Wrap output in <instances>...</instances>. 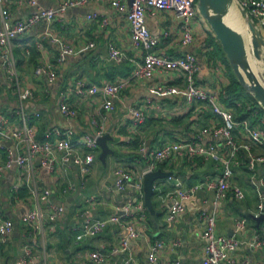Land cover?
I'll return each mask as SVG.
<instances>
[{"label": "crops", "instance_id": "obj_1", "mask_svg": "<svg viewBox=\"0 0 264 264\" xmlns=\"http://www.w3.org/2000/svg\"><path fill=\"white\" fill-rule=\"evenodd\" d=\"M59 1L37 0V3L49 7L56 6ZM0 8L8 9L9 18L13 21L27 16L36 7L19 5L17 0H0ZM94 10L105 16L107 22L103 23L100 19L87 20L86 14ZM146 24L150 32L159 37L158 44L153 48L155 53L171 56L186 51L194 53L199 65L196 82L215 90L221 104L231 108L227 104L228 97L225 94V88L231 83L230 70L224 53L220 50L215 52V44L206 42L210 30L203 18L193 21L195 40L188 46H182L178 42V24L172 10L148 13ZM43 28L42 23H37L31 30L17 35L12 40L21 82L33 87V97L24 98L19 102L17 89L5 74L0 59V111L12 125H20L22 107L28 115L29 124L36 126L37 137L41 139L47 130L54 127L70 126L76 131L75 137L92 132L93 118L105 121L106 130L115 123L111 131L113 139L108 140L112 152L107 154L105 162H102L98 157L99 149L90 173L85 176H81L73 166L67 167L65 171L58 168L50 173L37 164V160L30 171L16 165L4 167L0 172V212L12 220L14 227L7 241L2 244L0 264H9L19 257L24 243H29L33 251V257L26 264H98L89 258V253L94 250L109 253L108 258L100 264H123L128 257L141 260L143 264H169L174 261L178 264H201L205 244L201 237V213L213 209L217 214L216 233L233 235L243 242L231 256L239 262L246 260L247 264H264V246L251 249L246 243L255 233H261L264 237V217L257 223L250 216L259 215L264 211L259 212L257 208L258 191L250 182L251 172L247 169L248 156L244 150L239 152L237 162L232 164L231 178L233 184L242 188L243 198L237 199L229 189L214 203L212 190H197L192 197L183 201L184 211L178 213L173 221H167L164 215L170 201H163L161 195L171 190L174 178L179 177L185 184H192L207 177L217 176L221 172V165L199 157L163 161L158 164L162 167L157 168L172 171V175L154 182V221L149 217V221L147 218L144 221L135 213L123 217L121 222L106 224L96 235L80 241L75 239V227L81 223L83 217L105 218L115 214L116 207H122L133 195L130 187L124 189L125 191L115 188L114 170L119 166L128 168L133 173L143 169L144 160L135 158V153L139 151L130 144L136 136L144 139L147 145L152 140L154 147H157V144L177 137L192 138L203 127L218 121V118L204 102L187 105L182 93L161 95L155 89L158 83H172L183 87V77L178 71H158L152 77L130 78L135 62L139 61L142 53L132 46L126 19L115 12L107 2L69 8L55 19L54 31L71 45L82 46L89 41L95 44L93 48L69 56L61 65H55L58 48L55 43L43 38ZM241 30L246 31L244 25ZM245 38L249 42L247 31ZM37 40L42 41V47H37ZM201 40L207 43L208 48L201 44ZM108 42L127 50L132 60L120 63L109 61L105 55ZM26 48L29 49L28 56L23 54ZM18 50L22 59L15 52ZM32 51L36 57L32 56ZM38 66L53 70L55 77L50 78L46 71L36 74L35 69ZM118 78L124 79V88L120 100L115 101L109 111L104 112L101 108L100 94L79 96L73 92L69 95V101L77 108V116L66 118L60 113L58 90L70 89L78 81L100 84ZM130 106L143 108L146 115L143 124L132 126L128 110ZM246 119L253 121L252 116ZM254 125L264 127V114L257 118ZM165 131L173 133L172 137L169 138ZM235 135L242 141H249L241 126L235 128ZM210 139L214 140L208 135L204 140ZM5 146V149L0 148V161L5 159L7 149L14 152L18 149L12 140L6 141ZM251 150L256 155L264 154V148L255 143H251ZM105 166L109 167V173L103 176ZM253 173L256 181L263 182L261 191L264 193V161L255 164ZM70 183L74 185L73 189L67 188ZM78 187L80 191L74 197ZM71 197L74 198L70 201ZM91 198L95 199V205L89 203ZM59 201L64 206L62 215L54 223L45 221L42 232H36L32 225L20 221L21 216L37 203L41 209L47 211L50 205L58 204ZM65 202L69 204L66 205ZM241 218H245V225L243 228H237V222ZM129 221L134 223L141 235L131 238L125 250L112 253L111 249L126 234L125 223ZM154 240L162 241L163 247L158 251L157 257L151 260L147 257V252L149 244Z\"/></svg>", "mask_w": 264, "mask_h": 264}, {"label": "built area", "instance_id": "obj_2", "mask_svg": "<svg viewBox=\"0 0 264 264\" xmlns=\"http://www.w3.org/2000/svg\"><path fill=\"white\" fill-rule=\"evenodd\" d=\"M102 2H107L115 12L126 19L129 25L132 46L142 53L139 61L135 62L130 78H148L158 71H178L183 77V87L172 83H158L155 85V89L161 95L182 93L187 105L198 101L206 103L216 115L218 121L203 127L192 138L177 137L163 141L159 146L150 149L146 141L142 139L139 143L138 151L144 160L143 169L140 172L133 173L130 169L119 166L114 170L115 188L124 190L130 187L133 190V195L122 207H116L115 214L105 218L83 217L81 223L75 227V239L80 241L86 237L96 235L106 224L121 222L123 217L135 213H138L140 219L146 221V206L143 197L144 173L157 169L160 162L181 158L199 157L204 160L218 162L221 165V172L217 176L207 177L192 184H185L182 179L175 177L171 184V190L161 195L163 201H170L164 215L167 221H173L178 213L184 211L183 201L192 197L197 190H212L214 192V203H217L229 189L232 190L234 197L237 199L243 198L244 192L242 188L231 181L233 174L232 164L237 162L239 152L243 150L248 156L247 169L251 172L250 182L256 186L258 191V211H264V193L261 191L263 182L261 180L256 181L253 173L255 164L264 161V154L256 155L251 150V143L264 148V127L251 125L247 119L236 121L232 109L221 104L218 93L215 90L206 88L196 82L199 65L194 53L186 51L182 54L171 56L153 51V48L159 42V37L150 32L146 24V15L157 10H172L178 24V42L182 46H188L195 40L193 21L195 20L197 9L194 0H131L130 4H128L127 0H60L56 6L49 7L38 5L37 0H17L19 5L27 4L36 8L27 16L13 21L9 18L8 9L0 8L2 17V26L0 27L1 66L17 89L19 102L21 103L24 98L33 97L34 93L30 84L21 82L12 40L17 35L31 30L37 23H42L44 28L41 31V35L44 39H48L57 45L56 63L61 65L69 56L77 55L93 48L95 44L93 41H89L82 46L71 45L54 31L53 23L55 19L69 8ZM237 3L240 7L248 9L245 11L247 17L255 18L259 27L264 28V0H238ZM86 19H100L103 23L107 22L106 17L95 10L88 12ZM201 44L208 48L204 40H201ZM36 45L37 47H42V41L37 40ZM24 51L26 55L29 54V49L26 48ZM105 52L106 58L111 62L120 63L125 60H132L127 50L117 47L113 42L107 43ZM44 71L50 78L55 77L56 73L53 70H47L45 66H38L35 69L36 74ZM123 80L118 78L113 81H104L100 84L78 81L70 89L63 88L58 90L60 113L66 118H75L77 116V108L71 105L69 101V95L73 92L79 96L100 94L102 96L101 108L104 112L109 111L114 102L121 98V92L124 88ZM20 109V125H12L0 111V148L5 149V142L8 140L14 141L18 146L16 152L7 149L5 159L0 161V172L4 167L12 165L30 171L35 160H37L39 165L50 173L54 172L56 168L65 171L67 167L71 166L75 167L81 176L90 173L96 152L100 149L97 138L106 132L105 121L93 118L91 124L94 130L78 137H75L76 131L72 127L66 126L47 130L41 139L37 137L36 126L29 124L28 115L24 113L22 107ZM128 110L133 127L144 123L146 115L143 108L130 106ZM237 126H241L249 141H242L237 138L235 135ZM208 135L214 140H204L205 136ZM67 188L73 189L74 185L70 183ZM89 203L95 205L96 201L91 198ZM63 211L64 206L62 204H52L50 209L45 211L37 203L21 216L20 221L23 224L32 225L36 232H42L44 222L54 223L62 215ZM201 217L203 219L201 237L205 240L203 247L204 256L201 264H247L246 260L239 262L231 256V253L243 242L233 235L228 236L216 233V211L214 209L203 211ZM244 225L245 218H241L236 226L237 228H243ZM13 227L12 220L4 217L0 212V244L7 241ZM125 228L126 234L111 249L112 253L125 250L131 238L141 235L131 221L125 223ZM262 233H264V229ZM246 243L251 249L263 247L264 237L263 235L261 236V233H255ZM162 247V241L154 240L148 246L147 257L154 260ZM108 256L109 253L100 250H94L89 253V258L98 264L104 262ZM31 257H33L31 246L29 243H24L21 255L9 264H26ZM123 264H143V262L133 257H128ZM169 264H178V262L174 261ZM255 264L260 263L256 262Z\"/></svg>", "mask_w": 264, "mask_h": 264}, {"label": "water", "instance_id": "obj_3", "mask_svg": "<svg viewBox=\"0 0 264 264\" xmlns=\"http://www.w3.org/2000/svg\"><path fill=\"white\" fill-rule=\"evenodd\" d=\"M130 4L131 0H127ZM236 0H197L196 6L205 19L206 23L218 40L221 50L226 56L228 63L240 85L247 90L255 101L264 109V83L257 77L248 62L246 49V40L244 36L235 28L231 27L224 20V16L229 10L231 4ZM251 33V46L255 58L261 59L263 54L264 37L261 35L251 21H247ZM115 123H112L106 132L97 138L100 147L98 155L102 162H105L106 155L112 152L108 145V140L113 139L111 131ZM39 164V161H37ZM172 171H165L162 168L146 171L143 175V197L144 203L150 213V219L154 221L156 210L153 206L152 195L154 192V182L157 179L169 177ZM80 187L77 188L74 197L78 195ZM71 197L70 201L72 200ZM69 201V202H70ZM61 202L59 201L58 204ZM64 204H69L65 202ZM250 216L259 223L264 217V213L259 215L250 214ZM6 264V262L1 263Z\"/></svg>", "mask_w": 264, "mask_h": 264}, {"label": "trees", "instance_id": "obj_4", "mask_svg": "<svg viewBox=\"0 0 264 264\" xmlns=\"http://www.w3.org/2000/svg\"><path fill=\"white\" fill-rule=\"evenodd\" d=\"M217 49L222 52L220 44L218 41H217ZM15 52L20 57V59L23 58L21 56V53L19 52V50L15 51ZM32 52H31V54H32ZM23 54L26 55L25 51ZM32 56L36 57V54L33 52ZM31 59H32V57H31ZM225 61H226L228 68L230 70V80H231V83L225 88V94L228 97L227 98V104L229 106H231L233 114H234V118L236 121H241L242 119H246V118H249V116H252L253 121L250 122V124L254 125L257 118L262 117V115L264 114V109L255 101V99L252 97V95L247 90H245L240 85V83L237 81V79H236V77H235V75H234V73H233V71H232V69L228 63V60L226 59V56H225ZM54 62H55V65H57L56 58H55ZM240 98H241V100H240ZM165 134L169 138H171L173 133H170L169 131H165ZM141 140H142L141 137L136 136V138H134L130 142V144L132 143V145L136 147V151L138 150L139 143ZM147 146L149 149L154 147L152 140H151L150 144ZM156 146H159V144H157ZM135 155H136L135 158H137L140 161H143V158L139 152L138 153L136 152ZM158 167H162V165H158ZM1 250H2V244H0V253H1Z\"/></svg>", "mask_w": 264, "mask_h": 264}, {"label": "rangeland", "instance_id": "obj_5", "mask_svg": "<svg viewBox=\"0 0 264 264\" xmlns=\"http://www.w3.org/2000/svg\"><path fill=\"white\" fill-rule=\"evenodd\" d=\"M196 2H197V0H194V4H195V6H196ZM238 0H236V5L238 6V8H239V10H240V12H241V14H242V16H243V18L245 19V21H251L253 24H254V26L257 28V29H259V31H260V33H261V35L264 37V28L262 29V28H260L259 27V25H258V23H257V20L255 19V18H253V17H247L246 16V14H245V11H247L248 9L247 8H244V7H240L239 5H238ZM196 9H197V6H196ZM196 16H195V19L196 20H201L203 17L201 16V14L199 13V11H198V9L196 10ZM204 19V18H203ZM205 20V19H204ZM243 25H244V23H243ZM207 26H208V24H207ZM244 27H245V25H244ZM208 28H209V37L206 39V42L208 43V44H210V45H214L215 44V46H216V48H215V52H217L218 51V49H217V39L216 38H214L215 36H214V34H213V32L211 31V29H210V27L208 26ZM243 35H244V37H245V35H246V31L244 30V32H243ZM263 56H262V58H261V62L259 63V65H258V68H256L257 69V72L255 73L256 75H257V77L264 83V51H263V54H262ZM251 61L253 62V59L251 58ZM240 100H241V98H240ZM98 152H100V151H98ZM23 169H25V168H23ZM58 169L56 168V171H57ZM62 170V169H61ZM109 173V167L108 166H105L104 168H103V176H106L107 174ZM89 174V173H88ZM87 175V174H86ZM128 189V188H127ZM125 191V190H124ZM154 195L155 194H153L152 195V199L154 200ZM146 215H147V221H149V218H150V213H149V211H148V209H147V207H146ZM149 217V218H148Z\"/></svg>", "mask_w": 264, "mask_h": 264}, {"label": "bare ground", "instance_id": "obj_6", "mask_svg": "<svg viewBox=\"0 0 264 264\" xmlns=\"http://www.w3.org/2000/svg\"><path fill=\"white\" fill-rule=\"evenodd\" d=\"M224 20L227 24H229L231 27L235 28L236 30H238L242 35H243V31L241 30V27H243V24L245 25L246 31L248 33V38H249V42L246 40V49H247V55H248V62L251 66V68L253 69V71L256 73L258 68L259 63L262 61L261 59H257L254 57L253 52H252V46H251V33L249 31V27H248V23L247 21H245V19L243 18L238 6L236 5L235 2H233L231 4V6L229 7L228 12L226 13V15L224 16ZM244 36V35H243ZM263 51H264V46H263ZM263 56V55H262ZM251 58L253 59V62L251 61Z\"/></svg>", "mask_w": 264, "mask_h": 264}]
</instances>
